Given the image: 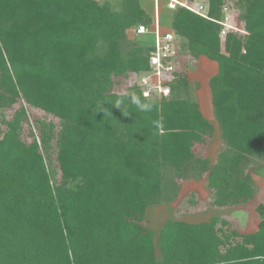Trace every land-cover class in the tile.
Masks as SVG:
<instances>
[{"label":"trees","instance_id":"obj_1","mask_svg":"<svg viewBox=\"0 0 264 264\" xmlns=\"http://www.w3.org/2000/svg\"><path fill=\"white\" fill-rule=\"evenodd\" d=\"M140 1L0 0V114L21 100L57 121H36L27 142L22 106L2 119L0 264H264V207L248 234L226 218L171 220L156 244L145 224L146 210L172 201L183 180H203L217 209L254 198L248 158L264 163V0H186L204 3L208 19L172 10L185 56L159 99L128 85L151 51L126 44L130 27L152 22ZM227 1L238 26L220 37ZM186 55L216 65L207 84L222 149L213 163L211 124L196 101L178 97Z\"/></svg>","mask_w":264,"mask_h":264},{"label":"rangeland","instance_id":"obj_2","mask_svg":"<svg viewBox=\"0 0 264 264\" xmlns=\"http://www.w3.org/2000/svg\"><path fill=\"white\" fill-rule=\"evenodd\" d=\"M109 2V0H104ZM102 2V1H101ZM141 7L152 18L154 17L153 4L147 1L140 2ZM227 10L225 13L230 17V21L235 27L237 24V11L233 7L232 1H227L225 4ZM171 11L166 9L164 0H158L157 3V24L161 31L170 30ZM133 27V26H132ZM130 27V28H132ZM130 28L126 31L128 41L127 46L136 42L141 46H151L154 41V36L151 33H147L138 37H134L130 32ZM180 42V40H179ZM181 53L185 54L181 50ZM188 66L185 68L188 87L185 91L178 94V97L194 100L198 103L200 111L203 117L211 124L213 128L212 137L208 142V146L205 150L210 163L215 161L217 152L222 149V142L219 137V130L217 122L214 118L211 96L208 88V78L216 72L215 63L205 59L188 58ZM115 91L119 94L122 93V87H116ZM22 106L26 111V120L23 121L21 135L22 138L30 142L32 136H37L36 121H51L56 123L57 121L47 116L43 111L35 109L23 101H19L11 108L0 114V137L5 131V125L2 119H8L13 116L14 112ZM249 170L252 175V180L255 188V196L249 201V205L245 209H217L211 204V196L205 187L203 180H183L178 183V188L173 191L174 197L172 201L161 203L158 205L150 206L146 210L145 224L153 233L154 242L157 244V234L162 224L166 221L181 220L185 222H206L211 218L220 217L226 218L232 222L233 226L237 230L246 231L244 233H251L257 228V224L261 219L262 214L258 211V207H264V163L254 158H248ZM53 169L57 170V167L53 165ZM56 178H59V172L57 170ZM194 192V200H188V194ZM197 201L196 204H192L193 201ZM249 223V224H248Z\"/></svg>","mask_w":264,"mask_h":264},{"label":"built area","instance_id":"obj_3","mask_svg":"<svg viewBox=\"0 0 264 264\" xmlns=\"http://www.w3.org/2000/svg\"><path fill=\"white\" fill-rule=\"evenodd\" d=\"M104 1V0H99ZM153 4L154 17L149 25H137L130 28L134 37L147 33L154 36L153 44L148 59V70L133 74L128 85L134 86L141 91L145 99H159L170 95L169 83L174 80L175 73L181 63L183 53L179 47V39L172 31H161L157 24L158 0H144ZM166 9L172 11L178 7L184 8L193 14L208 19L207 6L198 1L187 2L186 0H164ZM227 8H222L220 20V37L227 32L236 31L237 27L231 23L230 17L225 13ZM185 56V55H184Z\"/></svg>","mask_w":264,"mask_h":264},{"label":"clouds","instance_id":"obj_4","mask_svg":"<svg viewBox=\"0 0 264 264\" xmlns=\"http://www.w3.org/2000/svg\"><path fill=\"white\" fill-rule=\"evenodd\" d=\"M133 103L136 105L137 109L140 111H150L152 108L151 103L141 101L139 98H134Z\"/></svg>","mask_w":264,"mask_h":264},{"label":"crops","instance_id":"obj_5","mask_svg":"<svg viewBox=\"0 0 264 264\" xmlns=\"http://www.w3.org/2000/svg\"><path fill=\"white\" fill-rule=\"evenodd\" d=\"M141 1H144V0H141ZM141 1H140V2H141ZM207 146H208V144H207ZM218 152H219V151H218ZM218 152H217V153H218ZM247 205H249V202H248L247 204H245V205H241V206L235 207V208H233V209H245V208L247 207ZM188 223H200V222H188ZM248 224H249V223H248ZM162 225H163V224H162ZM162 225H161V227H162ZM257 226H258V224H257ZM161 227H160V228H161ZM242 229H243V228H242ZM242 229H241V230L239 229L238 232L241 233V234H248V233H244V232H246V231H242ZM256 230H257V228H256L254 231H256ZM254 231H253V232H254Z\"/></svg>","mask_w":264,"mask_h":264}]
</instances>
